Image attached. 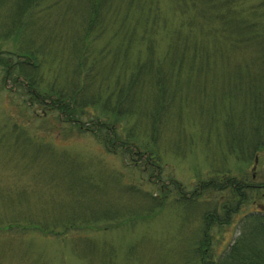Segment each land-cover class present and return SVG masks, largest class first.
<instances>
[{"label": "rangeland", "instance_id": "rangeland-1", "mask_svg": "<svg viewBox=\"0 0 264 264\" xmlns=\"http://www.w3.org/2000/svg\"><path fill=\"white\" fill-rule=\"evenodd\" d=\"M14 1L1 3L0 27ZM92 1L60 0L56 6L57 0H48L28 11L24 18L37 47L44 40L49 44L35 76L48 84L60 72L69 82L72 64L56 55L70 60L69 46L82 38L90 58L112 51L106 65L113 57L115 65L123 62L125 49L133 67L151 46L174 97L170 89L151 112L156 97L145 86L135 90L134 101L141 95L150 114L137 101L117 115L105 114L99 103L77 116L80 127L67 114L33 101L36 93L31 96L21 80L6 76L7 62H0V264H202L234 243L248 215H264V187L237 208L224 189L230 179L264 185V147L251 157L235 148L233 138L235 133L243 142L242 134H249V98L264 91V46L249 39L264 34V23L248 29L238 47L241 32L231 35L228 25L221 29L219 21L210 26L202 18L189 23L197 11L186 7L198 0H104L105 25L87 41ZM259 2L264 0H240L233 10L250 13ZM126 31L135 35L128 38ZM195 46L208 53L195 55ZM16 49L11 35L0 38V51ZM115 65L112 78L121 73ZM84 75L81 70V81ZM93 119L109 124L106 138L116 141L106 145ZM128 138L135 143L122 144ZM228 206L233 213L220 223ZM213 212L207 230L205 216Z\"/></svg>", "mask_w": 264, "mask_h": 264}, {"label": "trees", "instance_id": "trees-1", "mask_svg": "<svg viewBox=\"0 0 264 264\" xmlns=\"http://www.w3.org/2000/svg\"><path fill=\"white\" fill-rule=\"evenodd\" d=\"M5 1L0 0V5L3 2L5 4ZM42 1L47 2L48 0H15V9L13 7V13L10 12L13 9L7 12L6 19L8 20L6 23H4V26L0 27V31L1 29L3 31V33L0 32V38L4 39V37L11 35L14 42L17 44L16 51H0V54L2 53V55H10L6 58H0V62H7L6 67H4L5 74L6 76L10 75L13 77L14 82L21 80L23 87L27 88V92L31 96H34L33 94L35 92L36 98L33 99V101L35 100L36 102L44 105V107H49L50 110L57 111L65 116L67 114L66 120L68 122H72L76 124V126H80L81 122L78 121L77 116L80 117V115L86 114V108L88 109L89 107H93L99 103L106 112L105 114H109V112H111L113 115H117L119 112L128 113L130 109L134 107V104L137 101V107L140 106V109L143 113L150 114L157 109L162 98L166 99L167 92H170L171 89L167 71L162 66V61H159V64H157V61L154 60L155 51L151 46L149 52H147L149 54L146 59L134 61L133 67L130 66L129 60L127 59V50L123 49V62L117 64L120 67L121 73H116L113 79L110 74L114 73L112 72V68L116 64V57H113V62L110 61V65H106V58L108 55L112 54V51L106 53V56L104 57L103 53V55L100 56L101 59H99V57L90 58L92 57L91 48L87 45L86 49V45L84 43L85 39L82 38L79 39L80 44H82L81 49L84 48L86 50L83 55L81 53V49L79 48L80 45H78L79 41H76L72 43V46H69L70 60L68 57L66 58L63 55H56V57L60 58L61 62L63 61L62 63H68L66 65L72 64L74 75L71 77L69 82H65L63 79L65 76L61 77L60 72L58 75V80L54 79L55 81H51L48 84L45 82L44 78L36 77L35 72H37V69L39 68V57L41 55L44 57L47 55L49 44L48 42L46 43V40H44L41 43V46L39 47L38 45L37 47L38 42L36 41L34 34L29 33V26L31 22H25L24 17L29 15L28 11L30 9L32 10L35 6H39L40 2ZM95 1L93 0L92 4L90 2L89 6L87 7V28L85 30L87 31V41L90 37V32L98 31L96 29L98 28V25L100 28L104 27L105 20L109 13V10L106 11L107 14L104 13V0H98L97 3ZM239 1L240 0H198L200 5L202 2H206L208 4L212 3V6H214L213 8H202V6L199 7V3L197 1H194L192 4L188 3L189 6L187 5L186 9L191 8V10L193 9L194 11H197V14H194V16L189 18V23H191V20L202 18L208 22L210 26H214L216 22L219 21V26H221V29H228V25L230 27L231 35H233L236 30L241 32L239 37L240 42L235 43V45L239 44L238 47H240V44L247 40L246 32L248 29L251 31L253 30L252 28L257 26V23H264V21H262L264 19V2H259V5L256 7L252 6L250 13H248L244 11L237 12L233 10L234 2V8L236 9L238 8L239 3L237 2ZM59 2L60 0H57L56 6L61 4ZM228 5H231V7ZM197 7L199 8L197 9ZM215 10H217V12L214 13ZM261 13L263 17L260 15ZM144 22L148 23L147 20H144ZM101 34L103 35V33ZM134 35L135 33L133 34V32L129 33L126 31L125 36L132 38ZM217 35L218 33L216 36ZM249 39L251 41H256L254 43L256 45L264 46V34L257 32L254 33V35ZM238 47L234 46V48ZM196 48L197 47L195 46L193 49H191L192 53L195 55H198V53L201 55H206L208 53L206 50H202L200 52V50H197ZM173 49L174 43L169 47V57L172 55ZM261 54H264V49ZM14 58L16 60L15 64H13L11 61ZM193 63L195 64L197 61ZM261 64L264 69V57L262 58ZM58 67H60V65H58ZM177 68H179V65ZM173 69H176V67ZM81 70L85 72L83 81H81L79 78ZM15 74L16 77L14 76ZM171 76L172 75L170 74L169 77ZM254 84L256 88H259L256 82ZM145 86H147L149 89L151 88L152 95L156 97V101L154 100L153 102V111L151 112L143 107L141 95L140 99L137 97V99L134 101V97L136 96L135 90L138 89L140 92ZM104 89L106 90L105 93H103ZM172 92L174 91L171 89V93ZM252 97L253 98H249V101L252 102L249 108L250 119L252 121V125L249 130L250 132L249 134H242L241 137L243 138V142L237 140V135H235V133L233 134V138L236 140V149L244 152L247 155H251V157H255V154H257L258 151L262 150L264 147V144L259 145L264 141L263 89L261 91H255ZM93 124L95 125L96 130H100L99 133L101 132L106 145L109 142L116 141L115 138H106L110 133L107 131V128L110 126L109 124L103 123L98 119H93L91 121V125ZM134 143L135 141L130 138L122 140V144ZM257 145H259V148ZM124 146L128 147L127 145ZM119 148L122 149V151L124 150L123 145H121ZM224 186V189L229 191V198L227 200L231 201V203L236 202L235 208L242 205L243 202L249 198V195L253 193V191L264 187L262 183L258 185H252L246 180L238 179H230ZM218 189L223 188L219 187ZM224 211L225 217L224 220L220 221V223H226V217L229 218L233 213L231 206L224 207ZM205 217H207V230H209L212 225V223L209 221L215 220V212L208 213ZM204 233L206 237L208 234L207 231ZM208 244L209 243H207L206 246H208ZM202 264H264V215L257 213L248 215L246 217V222H244L241 227V233L235 239L234 243L225 252L218 256L211 255L207 258H203Z\"/></svg>", "mask_w": 264, "mask_h": 264}]
</instances>
